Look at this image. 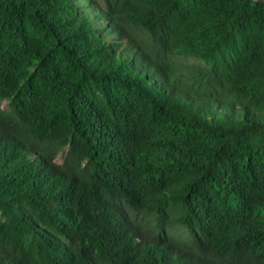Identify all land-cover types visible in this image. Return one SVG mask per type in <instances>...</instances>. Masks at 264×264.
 I'll return each instance as SVG.
<instances>
[{
  "label": "trees",
  "instance_id": "1",
  "mask_svg": "<svg viewBox=\"0 0 264 264\" xmlns=\"http://www.w3.org/2000/svg\"><path fill=\"white\" fill-rule=\"evenodd\" d=\"M0 264H264V0H0Z\"/></svg>",
  "mask_w": 264,
  "mask_h": 264
},
{
  "label": "rangeland",
  "instance_id": "2",
  "mask_svg": "<svg viewBox=\"0 0 264 264\" xmlns=\"http://www.w3.org/2000/svg\"><path fill=\"white\" fill-rule=\"evenodd\" d=\"M4 105H5V103H4ZM58 160H59V158H58Z\"/></svg>",
  "mask_w": 264,
  "mask_h": 264
}]
</instances>
